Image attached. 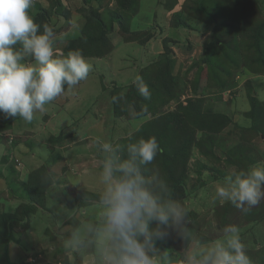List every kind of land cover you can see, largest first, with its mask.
Instances as JSON below:
<instances>
[{"label":"rangeland","instance_id":"1","mask_svg":"<svg viewBox=\"0 0 264 264\" xmlns=\"http://www.w3.org/2000/svg\"><path fill=\"white\" fill-rule=\"evenodd\" d=\"M129 1L135 4V9L125 14L120 12L117 0H34L28 10L31 17L41 13V9L52 11L45 19L56 34L58 56L68 53L66 48L70 42L87 36L100 38L102 26L112 48L103 58L84 57L91 65L87 79L46 105V112L35 113L32 122L0 114L3 173L7 172L8 176L9 171L14 173L17 167H23L28 150L39 146L47 156L46 165L31 173L37 172L43 178L50 176V184L42 192L30 186L34 185L30 173L25 180V201L21 200L19 206L16 200L20 199L15 193L12 198L8 179L3 184L0 177V195L9 190V199L0 200V264H83L86 258L85 264H95L92 248L69 255L65 241L74 230L94 219V212L86 213L80 203L97 199V174L91 175L92 182L82 178L76 185H70L74 181L65 179L63 194L55 193L56 197L52 196L47 203L49 188L53 186L50 191H58L56 188L62 183L57 179L63 178L58 173L66 172L73 163L94 162L98 172L102 158L98 139L120 145L141 137L158 140L166 124L161 121L165 117L161 116L184 109L189 101L193 110L227 116L231 123L217 132L191 131L190 141L184 139L185 129L189 127L180 125V137L172 140L161 136L166 140L162 142L166 144L169 140L170 144L165 146L169 152L185 146L186 154H179V160L167 166H163L162 158L157 155L145 167L149 173L158 172L166 180L171 197L189 209L190 223L186 226L193 237L212 242L221 238L225 226L235 225L252 264H264V199L248 211L214 199L215 188L225 176L248 171L252 166H264V132L256 129L258 126L264 131V122L257 124L248 116L253 98L264 103V89H257L259 85L264 86V66L258 59L253 61L251 51L234 52L236 46L243 49L247 43L245 37L252 39L261 27L257 5L252 0H209L212 17L239 20L233 28L234 39L223 34L225 41L218 46L213 41L214 23L206 21L207 15L198 9V0ZM201 2L203 4V0ZM260 2L262 6L264 2ZM85 9L96 13L101 26L88 22ZM174 14L180 15L188 27L174 28L173 24L171 27ZM231 40L234 45L226 48L225 43ZM232 57L238 59L236 67L230 63ZM246 58L251 63L247 68L244 67ZM28 60L31 62V58ZM142 68L147 70L143 83L149 89L148 99L141 96L134 85ZM251 68L262 72L259 73L262 82L256 80ZM126 95L139 101L144 111H151L136 117L137 111L132 105L115 110V99L117 107V101L125 99ZM55 162L60 168L57 175L48 171ZM47 182L48 178L42 181ZM31 195H35V199H31ZM26 205L34 210L25 208ZM25 210L27 215L23 214ZM41 213L46 215L41 217ZM9 216L15 217L8 219ZM7 220L8 229L4 227ZM154 227V223L150 225ZM165 230L168 232L165 238L154 240L157 254L168 253L170 264H183L189 242L171 227Z\"/></svg>","mask_w":264,"mask_h":264},{"label":"clouds","instance_id":"2","mask_svg":"<svg viewBox=\"0 0 264 264\" xmlns=\"http://www.w3.org/2000/svg\"><path fill=\"white\" fill-rule=\"evenodd\" d=\"M33 4L34 0H0V114L29 123L91 71L79 50L56 54V34L48 25L40 31L29 15ZM136 86L148 99L147 85L137 81ZM97 143L102 158L97 199L92 202L94 219L71 233L65 241L67 254L92 248L95 264H170L168 253L157 254L154 240L165 238V227H171L189 242L183 264H252L235 225L225 226L221 238L212 242L192 236L186 226L189 209L171 197L158 172L149 173L145 167L161 151L155 137L126 145L99 139ZM214 199L250 210L264 199V166L225 176Z\"/></svg>","mask_w":264,"mask_h":264},{"label":"trees","instance_id":"3","mask_svg":"<svg viewBox=\"0 0 264 264\" xmlns=\"http://www.w3.org/2000/svg\"><path fill=\"white\" fill-rule=\"evenodd\" d=\"M118 3L120 4V12L125 14L128 12H131L132 10L135 9V4L132 3L129 0H117ZM242 1V0H241ZM253 3H255L257 5L258 11L260 13V17L262 18V20H260L261 23V27H259L258 31L256 34H254V36L252 35V39L248 40V37H245L246 39H244V41L247 40V43L245 46H243L244 48L241 49V46H236L238 47L234 52H238L240 53L241 51H251L250 53L252 54V56H254L253 58H255L253 61H256L258 59V61H260L262 63V65L264 66V12L263 9L261 10L260 7H264L263 4L261 6V2L259 0H252ZM198 9L204 13V15H207V20L206 21H211L214 23L213 29V41L218 45L221 46L223 44V42L225 41V39L222 38L223 34H226L227 37L229 35H231V38L234 39V27L236 23H239V20H235L234 21H230L229 19H226L224 16L218 17L214 16L212 17V14H209V7L211 10V4L209 2V0H203V4L201 2V0H198ZM205 3H209V4H205ZM41 13L38 12L37 14H34L33 20L35 23L39 24L40 27V31H43V27L44 25H46L48 23V19H45V17L50 16V14L52 13V11L48 12L47 10H42L41 9ZM84 15L86 16L88 22H95L98 26H101V22L99 21L100 18H98L96 16V13H93L90 11H88L87 9L84 10ZM116 17H119V15H116ZM174 20L172 19V23H171V27L173 24L174 28H179L181 26L183 27H188L187 22H185L183 20V18L178 15V14H174L173 15ZM115 19V18H113ZM116 20V19H115ZM118 21V19H117ZM119 22V21H118ZM129 25L130 22H129ZM109 31V30H108ZM100 34V38H96V39H92L91 37L87 36V38L85 37L84 39H77L74 42H70L68 43V46L66 48V52L69 51H74V50H79L83 57L85 58H103L105 57L109 51L111 50L109 47L110 43H108L109 41H107V31L106 29H104V27L102 26L101 29L99 30ZM135 34V33H134ZM152 37V36H151ZM150 37V38H151ZM149 38V39H150ZM232 42L227 41V43H225L224 46H227L226 48H230L229 46L231 44H233V40H231ZM243 41V42H244ZM106 42V43H105ZM212 42V41H211ZM212 43L210 45L213 46ZM234 45V44H233ZM237 45V44H236ZM242 45V44H241ZM17 47H19V45H17ZM245 48H249L245 49ZM230 63L233 64V67L237 66L238 63V59L237 58H230ZM249 64H251L248 61V58H246L244 60V67H249ZM146 68H142V71H139V76H138V80L137 81H145L147 78V70L145 71ZM226 69V68H225ZM228 70V69H226ZM251 72L256 75L259 76V73H262L261 71L255 70L253 68H251ZM136 81V82H137ZM136 85V83L134 84ZM123 101V103H121ZM117 107H116V99H115V110L118 111L117 108L123 107V106H128V105H132L135 107L136 111H137V115L136 117H143L145 116L147 113H149L151 110L148 111H144L143 107L141 106L142 104L139 101H135L132 97L126 95L125 99H120ZM184 104V102H183ZM182 104V106H183ZM251 111L248 113V116L250 118L253 119V121H256L257 124L258 123H263L264 122V103H262V101L260 100H255V98H253L251 100ZM184 109L182 110H178L176 113H168L164 116L161 117H165L163 120H161L162 122L166 123L165 124V128L164 131H160L159 133H162V137H167V139L170 137L172 138V140H174L175 137H180L179 135H181V129H179L180 125H187L189 128L185 129L187 136H189V138L186 136V140L192 139V137L190 136L191 131H195V130H210L212 132H217L219 130H221L222 128H226L230 123H231V119H229V117L224 116V115H220V114H206V113H202L200 110H193L191 107V103L190 101L185 104ZM182 111V113L180 114V112ZM214 113V112H213ZM119 114V112H118ZM183 115V116H182ZM177 122H179V124H177ZM181 122V123H180ZM256 124V125H257ZM184 127V126H183ZM256 127V126H254ZM185 128V127H184ZM259 127L257 126V132L259 133H263L264 131H261L258 129ZM159 137V139L157 140V142L159 143L160 149L161 151L158 153L159 157L162 158L161 162L163 164V166H167L168 164L172 163V161H178L179 160V154L184 155L187 152V149H185V146L180 149V150H173L172 152L166 151L165 146H167V143L170 144L169 140L168 142L163 143L162 141H166L162 138ZM148 138V137H147ZM146 138V139H147ZM30 178L31 181L34 182V185H30L32 186L35 190H39L42 191L45 189L46 187H48L47 185L50 184V176L48 174V176H46V178H43L42 175H38L37 172H32L30 174ZM48 178V184H43L42 181L43 179H47ZM31 189V188H30ZM32 190V189H31ZM30 190V191H31ZM44 190V191H45ZM92 196V195H91ZM35 195H31V199H35L34 198ZM93 197V196H92ZM37 200V199H36ZM34 200V201H36ZM91 200H84L80 203V207H86L89 205H92ZM25 208H32L34 210V207H30L29 205L24 206ZM29 210V209H28ZM23 214L27 215L28 211L25 210V212H23ZM15 216H9L8 219H12ZM1 224V223H0ZM2 226V224H1ZM10 226L8 220L5 221L4 223V227L6 229H8ZM0 238H2V232L0 229Z\"/></svg>","mask_w":264,"mask_h":264},{"label":"crops","instance_id":"4","mask_svg":"<svg viewBox=\"0 0 264 264\" xmlns=\"http://www.w3.org/2000/svg\"><path fill=\"white\" fill-rule=\"evenodd\" d=\"M260 1H263L264 2V0H260ZM263 6H264V3H263ZM32 9H34V8H32ZM263 9H264V7H263ZM169 23H170V19H169L168 24ZM159 25L161 26V24H159ZM162 31L164 32L163 29H162ZM255 78H256V80L258 82H262L264 80L263 78H261V76H256ZM261 79H263V80H261ZM258 88H259V91H260L261 89H264V86L259 85L257 87V89ZM80 96L83 97L82 95H80ZM96 98H95V100H96ZM92 100H93V98H91V101ZM94 103H95V101H94ZM63 147H61V149H64ZM43 151H44V148H41L39 146L31 147V149H29L28 152H27L26 158L23 159L24 166L21 167V168L17 167V169L15 170L14 173H11L9 171V175L8 176H7V172L6 173H3V171H2V163L0 165V177L2 178V183L5 184V179H8V182H9V184L11 186V187H9V190L11 191L12 198H14L15 195L13 193H15L16 196H18L17 199H20V201L19 200H16V202H18V203L20 202L19 204H17V206H19V205L22 204L21 203V200L23 202L25 201L23 195H24V187L26 185V183H25L26 178L29 177V174L31 173V171H33V170H35L37 168H40L43 165H46L47 156H46V154L43 153ZM40 152H42L43 155H41ZM0 154H2V146H1V144H0ZM18 161H20V160H18ZM56 162L53 163V165L55 164L54 166H50L48 168V171L50 173L53 172L54 174L57 175L58 170H60V168L56 165L59 162H57V163ZM93 163L94 162H87V161H85V162H79L77 164H74L73 163L72 164L73 167H72V165H70V167H67L66 172L58 173V174H61L60 176H63L62 179H57V181L61 182L62 184L60 185V187L56 188V189H58L57 192L55 191V189L53 191H50V189H52L53 186H52V188H49L48 193H47V196H48L47 203H50L51 202L50 198H52V196L56 197V194L55 193L61 192L63 194V192L65 191V189H64L63 186L66 185L65 184V181H64L65 179H68L69 178L71 181H74V183H71L70 185H73V184L76 185V184H78L79 180H81L82 178L85 181L92 182V180L90 178L91 175L96 176L94 174H97L96 168H95V166H94ZM54 167L57 169V171H55L56 169ZM62 169L65 171V168H62ZM83 170L87 171V173L85 172V173H82L81 174L80 171H83ZM89 171H90V173H89ZM13 175H15V176H13ZM69 179H68V181H69ZM54 185H56V184H54ZM9 190H5V191L2 192V195H0V200H1L2 197L5 198V199H9V198H7ZM6 191H7V193H6ZM5 193H6V195H5ZM47 206H49V204H47ZM84 209L86 210V213H88V214L90 212L91 213L93 212L92 206L84 207L83 210ZM45 215H46L45 213H41L39 216L43 217ZM31 216H33V215H31ZM85 260L86 261H84L83 264H85V263L88 262V258H86Z\"/></svg>","mask_w":264,"mask_h":264}]
</instances>
